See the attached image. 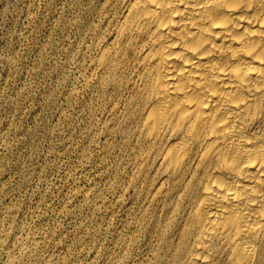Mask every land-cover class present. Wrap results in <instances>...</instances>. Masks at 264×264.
<instances>
[{"label":"bare ground","instance_id":"6f19581e","mask_svg":"<svg viewBox=\"0 0 264 264\" xmlns=\"http://www.w3.org/2000/svg\"><path fill=\"white\" fill-rule=\"evenodd\" d=\"M105 3L87 64L127 94L110 115L146 145L133 187L176 227L168 264H264V0Z\"/></svg>","mask_w":264,"mask_h":264},{"label":"rangeland","instance_id":"374dc122","mask_svg":"<svg viewBox=\"0 0 264 264\" xmlns=\"http://www.w3.org/2000/svg\"><path fill=\"white\" fill-rule=\"evenodd\" d=\"M105 2L0 0V264H168L179 243L134 190L146 145L110 115L127 94L87 64Z\"/></svg>","mask_w":264,"mask_h":264}]
</instances>
